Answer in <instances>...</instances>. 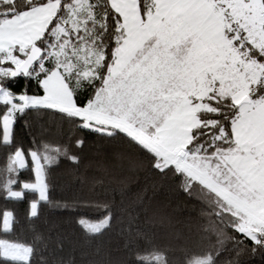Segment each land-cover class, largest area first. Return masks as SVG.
<instances>
[{
  "label": "snow or ice",
  "instance_id": "6c2138e0",
  "mask_svg": "<svg viewBox=\"0 0 264 264\" xmlns=\"http://www.w3.org/2000/svg\"><path fill=\"white\" fill-rule=\"evenodd\" d=\"M19 77L42 94L27 82L14 91ZM81 90H90L84 99ZM29 111L59 116L102 146L137 149L154 172L204 200L215 244L186 264H217L228 227L264 248V0H0V147L11 146L0 196L35 194L28 217L38 218L42 202L52 203L51 166L80 157L67 145H19L13 125ZM26 168L34 179L22 182ZM113 219L109 210L78 224L93 238ZM14 223L13 211H0V232ZM59 246L50 233L0 238V259L75 264L57 256ZM135 261L169 264L151 246L137 248Z\"/></svg>",
  "mask_w": 264,
  "mask_h": 264
},
{
  "label": "trees",
  "instance_id": "16d2710c",
  "mask_svg": "<svg viewBox=\"0 0 264 264\" xmlns=\"http://www.w3.org/2000/svg\"><path fill=\"white\" fill-rule=\"evenodd\" d=\"M26 82L30 93L42 94L35 80L23 77L10 81L9 87L19 93ZM89 92L81 90V99ZM13 130L25 149L34 147V141L67 145L80 161L61 158L51 166L52 203L42 202L38 218L28 217L35 194L18 201L0 196V211H13L15 219L13 232H0V238L28 242L36 234L50 233L53 246L60 242L57 256L71 257L75 264H136L137 248L148 246L165 252L169 264H186L190 256L215 244L213 235L205 231L212 209L198 195L186 194L178 177L154 172L137 149L125 143L102 146L94 133L76 129L48 112L29 111L18 117ZM80 137L86 143L78 148L75 141ZM10 150L11 146L0 147V169L7 164ZM116 151L123 152L124 158H115ZM32 179L31 168L21 170L20 181ZM109 210L114 217L110 228L103 236L89 238L78 220L96 219ZM225 232L232 239L225 242L217 264H264V248L230 227Z\"/></svg>",
  "mask_w": 264,
  "mask_h": 264
}]
</instances>
